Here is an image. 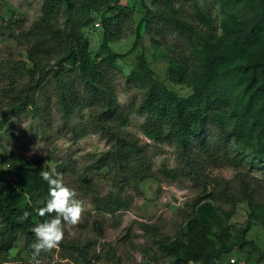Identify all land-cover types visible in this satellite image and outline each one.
Segmentation results:
<instances>
[{
	"label": "trees",
	"instance_id": "trees-1",
	"mask_svg": "<svg viewBox=\"0 0 264 264\" xmlns=\"http://www.w3.org/2000/svg\"><path fill=\"white\" fill-rule=\"evenodd\" d=\"M139 2L144 14L137 23L132 48L138 45L144 31L151 33L154 28L151 31L149 29L152 26L158 27L159 22H163L170 32L180 30L182 33H191L192 38L195 33L202 36L201 43L194 38L196 42L193 43V49L196 51L193 54L183 53L180 56V68L188 76L191 69V76L194 77V97L185 102L183 98L162 88L173 98L170 99L173 100L171 109L160 93L150 92L136 110L144 116L140 125L142 133L158 143H175L179 148V158L186 165L181 171L195 182L201 180V170L207 167L235 166L239 163V155L258 160L257 164L262 168L263 153H252L255 151L254 139L261 141L264 133L261 126L258 127L260 114H264V79L257 72V67L264 65V61H259L261 57L258 54L248 56L246 49L251 36L253 40L261 39L264 42V25L261 20L258 22V19L252 26L242 30L238 29L237 24L231 23V18L227 19V11L221 10V13L219 11L211 15L197 7L190 13L185 12L182 6L174 7L173 0H151V4L161 10L162 16L157 17L152 13V6L144 0ZM255 2L252 7L260 8L262 0H248L250 5ZM99 7L102 9L97 14L96 9ZM128 11L132 13L133 9L122 4L121 0H43L40 17L27 28L19 25L18 33L12 34L24 45L25 58L6 64L5 68L0 66V79L8 80V86L0 90V96L8 106V114H5L3 120L23 112L34 114L39 110L37 92L43 82L53 83L58 105L65 118L77 108H88V118L71 127L72 135L79 138L90 131L101 132L110 147L98 155L88 154L86 162L82 161L81 166L76 160L73 161V171L78 175L66 184L77 192V198L83 200L85 205V199L88 198L93 210L102 214H114L121 209H128L131 202L125 197L126 188L132 181L139 182L153 174L152 157L149 155L152 145L142 144L137 135L125 129L133 110L119 103L116 90L107 76L108 68L116 66V60L128 55L130 51L122 55L109 50L95 61L84 31V28L99 22L97 27L102 28L104 46L115 37L112 26L115 27ZM98 18L100 21H95ZM173 18H179L180 22L175 23ZM190 56L196 59L193 68H190ZM51 61H54L53 68L49 67ZM75 70L79 73L76 78L83 85L81 95L71 89L64 77L66 73ZM210 87H214L217 92L201 101L200 95ZM207 128H215L216 136L210 135ZM256 131L257 136H254ZM232 137L239 143L235 152L224 147L232 142ZM1 159V163L8 162L11 168L8 170L0 167V252L6 254L12 248L18 233L25 239V249L33 251L30 247L35 242L32 229L51 218L48 215H37V210L48 199V184L41 178L40 172L48 169L41 162L27 157ZM64 165L60 163L57 169L63 177L66 175ZM103 168L106 169L104 175L108 176L107 180L115 188L104 194L95 182ZM175 171H180V165ZM164 174L175 178L173 169L165 168ZM239 182V196L232 193L234 190L230 180L219 179L220 186L213 182L217 186L209 191L206 183L203 195L193 200L192 210L183 216L185 225L180 231V237L171 242L163 238L154 239L159 253L169 259L168 264H222L210 262L206 258L200 263L198 260L203 254L202 248L211 240L212 225L221 222L215 212L217 208L211 203L227 202L231 209L225 211L220 208V212L225 219H229L236 202L253 199L252 190L243 176ZM27 197L40 202L36 210L28 206ZM201 200L207 201L200 203ZM25 211L29 212V216L22 219ZM94 226L102 236V223L96 221ZM141 226L144 231L152 228V225L144 223ZM88 245L73 243V247H70L72 250L68 251L69 247L61 243L62 249L69 252L68 256L64 254L65 257L72 258L77 264H91L96 257L94 253H89Z\"/></svg>",
	"mask_w": 264,
	"mask_h": 264
},
{
	"label": "rangeland",
	"instance_id": "rangeland-1",
	"mask_svg": "<svg viewBox=\"0 0 264 264\" xmlns=\"http://www.w3.org/2000/svg\"><path fill=\"white\" fill-rule=\"evenodd\" d=\"M147 5L152 6V13L157 17L162 16L160 8L151 4V0H144ZM122 4L129 6V11L119 19L112 31L115 37L112 41L103 43L102 28L94 25L84 28L89 39V50L95 61H98L104 53L112 51L124 55L116 60V66L108 68V79L117 93L119 103L131 107V113L125 129L140 139L142 144L152 145L149 155L152 157V177L139 182H133L125 190V197L130 199L128 209H121L114 214H102L93 210L88 198L85 199L86 211L80 222L75 225L65 224L63 244L69 247L72 244L89 243V253L95 254L91 264H168L169 259L159 253L154 239H164L167 242L180 237V231L185 225L183 216L192 210L193 200L203 195L204 185L207 183V191L219 184V179L230 180L234 195L239 196V179L244 177L252 190L251 200L239 201L234 204V212L229 219H225L220 208L229 211L231 206L225 201L211 203L217 210L216 215L220 218V224L212 225V236L206 247L202 248L203 258L210 262L222 264H264V165L259 168L258 160H251L250 156L239 155L238 164L235 166H210L203 173L199 182L193 181L181 171L186 167L183 159L179 158V148L175 143H158L145 136L140 130L144 116L136 110L143 104L148 94L160 93L167 101V107L173 108L171 95L162 89L171 91L174 96L183 98L185 102L192 100L196 90L193 87L194 77L185 74L180 68V56L193 54V43H201L202 36L188 32H170L163 22L158 27L152 26L151 33L144 31L139 43L134 48L136 26L144 14L139 0H121ZM43 0H0V66L14 63L25 58L24 45L19 43L15 36L18 26L29 27L32 22L41 15ZM256 4L250 5L248 0H173L174 7L184 8L185 12H193L194 8L201 7L206 13L216 15L227 11V19L237 24L238 29L248 28L259 19L264 25V0L260 8ZM259 5V4H258ZM102 8H97L100 14ZM169 9V8H167ZM257 12V13H256ZM256 13V14H255ZM93 13L94 16L97 15ZM63 19L60 18V21ZM168 19V18H167ZM170 21V19H168ZM95 21H100L99 18ZM173 21L180 22L179 18ZM221 32V31H219ZM221 34V33H220ZM219 34V35H220ZM247 55L261 57L264 61V42L253 40L251 36L246 47ZM191 57V56H190ZM191 66L193 68L196 59L192 56ZM8 61L7 63H5ZM252 62V61H251ZM54 61L50 62L53 68ZM256 63L254 62V65ZM5 65V66H4ZM259 65V64H257ZM259 76L264 79V65L257 67ZM77 70L66 73L64 76L70 84L71 89L82 94L83 85L76 78ZM8 86L6 78L0 79V90ZM214 87L205 89L200 95L201 101L213 96L217 91ZM84 95H85V91ZM38 95V107L36 112H23L3 120L7 105L0 96V159H11L14 156L31 158L41 162L47 169L51 167L60 168V163L65 164L64 181L73 180L78 173L73 171L72 162L77 161L79 166L86 162L88 154L98 155L109 149L110 144L105 140L101 132H89L79 138H74L71 127L78 121L88 118L89 110L86 107L76 109L69 117H64L61 107L58 105L55 87L53 83H42ZM168 99V100H167ZM85 102V101H84ZM3 108V109H2ZM264 108V106L262 107ZM6 112V113H5ZM83 117V118H82ZM82 118V119H81ZM258 127L264 131V114H260ZM232 125V124H231ZM210 135L216 136V129L207 128ZM257 136V131L254 133ZM253 136V137H254ZM263 139L256 138L255 151L252 155H264V133ZM239 143L232 137V142L224 145L230 151L235 152ZM226 149V147H225ZM227 150V149H226ZM249 151V150H248ZM247 151V152H248ZM246 153V152H245ZM248 154V153H247ZM245 155V154H244ZM264 159V158H262ZM253 161V162H252ZM88 162V161H87ZM180 165V171H175ZM261 167V166H260ZM173 169L175 178L164 174V169ZM101 175L96 176L95 182L102 194L115 190L111 181L105 176L106 169L100 170ZM236 171H242L236 173ZM113 174V172H112ZM238 174H241L239 176ZM204 175H207L206 179ZM246 175V176H244ZM214 179L216 181H214ZM217 183V185L213 184ZM220 188V187H218ZM28 206L37 209V200L32 201L29 197ZM207 200H201L200 203ZM223 220V221H222ZM102 223L103 235L100 236L94 223ZM152 225L151 229L143 230L142 224ZM0 222V229H1ZM216 235V236H215ZM25 239L18 233L12 248L6 253L0 252V264H31L32 251L25 249ZM73 247V246H72ZM199 249V248H197ZM68 251L62 249L57 253L41 252L39 259L42 264H64L65 260L71 264H77L72 258H66ZM234 257L237 262L232 263Z\"/></svg>",
	"mask_w": 264,
	"mask_h": 264
},
{
	"label": "clouds",
	"instance_id": "clouds-1",
	"mask_svg": "<svg viewBox=\"0 0 264 264\" xmlns=\"http://www.w3.org/2000/svg\"><path fill=\"white\" fill-rule=\"evenodd\" d=\"M40 176L48 184V199L45 205L37 210V215H48L51 218L38 223L32 229L35 242L30 246L33 250L31 264H42L39 259L41 252L55 250L58 253L65 235V224L77 225L87 210L84 201L77 198V192L65 183L63 174L58 172L56 167L42 170ZM53 213L55 215H52ZM28 216L29 212L25 211L22 219H27ZM64 264L71 262L65 260Z\"/></svg>",
	"mask_w": 264,
	"mask_h": 264
},
{
	"label": "built area",
	"instance_id": "built-area-1",
	"mask_svg": "<svg viewBox=\"0 0 264 264\" xmlns=\"http://www.w3.org/2000/svg\"><path fill=\"white\" fill-rule=\"evenodd\" d=\"M99 25V22H97V23H95V26L97 27ZM1 161H2V159H0V167H3L4 169H10L11 167H10V164L8 163V162H3V163H1ZM7 174V173H6ZM12 175V173L10 174V176ZM7 176V175H6ZM10 176H8V177H10ZM230 261L231 262H235V258L234 257H232L231 259H230Z\"/></svg>",
	"mask_w": 264,
	"mask_h": 264
}]
</instances>
